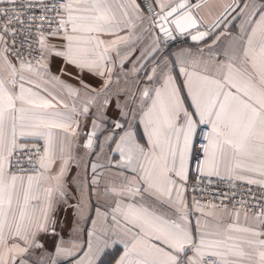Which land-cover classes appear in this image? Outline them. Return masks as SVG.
<instances>
[{
	"label": "snow or ice",
	"instance_id": "6c2138e0",
	"mask_svg": "<svg viewBox=\"0 0 264 264\" xmlns=\"http://www.w3.org/2000/svg\"><path fill=\"white\" fill-rule=\"evenodd\" d=\"M0 264H264V0H0Z\"/></svg>",
	"mask_w": 264,
	"mask_h": 264
},
{
	"label": "built area",
	"instance_id": "2783aa9c",
	"mask_svg": "<svg viewBox=\"0 0 264 264\" xmlns=\"http://www.w3.org/2000/svg\"><path fill=\"white\" fill-rule=\"evenodd\" d=\"M213 181H214L213 186L208 188L209 193L216 191L217 187L222 191H230V188H229L228 183L226 181L220 182L215 177H213ZM249 187L250 186L247 185L246 183L239 182L237 191L247 192L249 190ZM252 191L258 193L259 189H257L256 187H252ZM197 196L199 197V193H197ZM204 202L205 203H212V196L210 194L205 195L204 196ZM216 202H217V204H220L219 200H217Z\"/></svg>",
	"mask_w": 264,
	"mask_h": 264
},
{
	"label": "crops",
	"instance_id": "0c3cea01",
	"mask_svg": "<svg viewBox=\"0 0 264 264\" xmlns=\"http://www.w3.org/2000/svg\"><path fill=\"white\" fill-rule=\"evenodd\" d=\"M204 14L207 16V10H205ZM180 47H192L195 48V42L191 41L188 37H179L176 41L168 42L165 51H176ZM70 71H74L73 69H69ZM193 221H195V216L192 217Z\"/></svg>",
	"mask_w": 264,
	"mask_h": 264
},
{
	"label": "water",
	"instance_id": "95a60500",
	"mask_svg": "<svg viewBox=\"0 0 264 264\" xmlns=\"http://www.w3.org/2000/svg\"><path fill=\"white\" fill-rule=\"evenodd\" d=\"M168 42H170V41H168Z\"/></svg>",
	"mask_w": 264,
	"mask_h": 264
}]
</instances>
